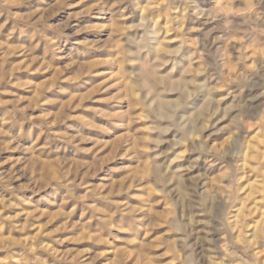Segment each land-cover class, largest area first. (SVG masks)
Instances as JSON below:
<instances>
[{
    "label": "rangeland",
    "instance_id": "rangeland-1",
    "mask_svg": "<svg viewBox=\"0 0 264 264\" xmlns=\"http://www.w3.org/2000/svg\"><path fill=\"white\" fill-rule=\"evenodd\" d=\"M0 264H264V0H0Z\"/></svg>",
    "mask_w": 264,
    "mask_h": 264
}]
</instances>
